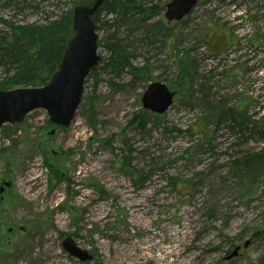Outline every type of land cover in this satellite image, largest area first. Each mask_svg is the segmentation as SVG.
Returning <instances> with one entry per match:
<instances>
[{
	"label": "rangeland",
	"instance_id": "374dc122",
	"mask_svg": "<svg viewBox=\"0 0 264 264\" xmlns=\"http://www.w3.org/2000/svg\"><path fill=\"white\" fill-rule=\"evenodd\" d=\"M16 1L0 0V18L43 23L74 5ZM168 1L146 2L163 10L138 29L159 19L171 28L170 45L162 46L160 35L139 44L120 27L122 43L133 51L130 63L147 65L148 78L105 65L114 30L107 27L97 31L100 60L84 83L83 96L98 97L94 115L82 100L71 123L52 134L42 108L0 126V264H258L264 257V164L257 176L238 164L263 147L257 134L235 135L225 123L201 132L197 122L209 108L199 92L175 93L167 111L151 118L149 132L130 124L144 110L140 100L149 83L174 90L181 51L193 59L192 87L207 81L211 105L244 98L257 119L264 106V46L253 33H264V0H198L183 20L169 23ZM209 24L238 44L224 37L215 48L205 44ZM0 30L7 28L0 23ZM236 69L232 81L221 75ZM133 167L148 175L137 187L127 174ZM188 180L194 185L185 186ZM67 237L91 259L70 255L62 245ZM236 246L237 254L224 260Z\"/></svg>",
	"mask_w": 264,
	"mask_h": 264
},
{
	"label": "trees",
	"instance_id": "16d2710c",
	"mask_svg": "<svg viewBox=\"0 0 264 264\" xmlns=\"http://www.w3.org/2000/svg\"><path fill=\"white\" fill-rule=\"evenodd\" d=\"M6 1L7 4H12V0ZM25 1L17 0L15 4H24ZM151 1L104 0L94 16L97 31H105L107 27H114V30L108 35L110 43H107L106 47L110 51V55L105 65H110L116 72H120L127 67L128 71L134 74V78H148L149 73L147 65L136 67L130 63L133 51H127L126 45L122 43V38L119 37L120 33H122L120 32V27H126L128 35L134 37L136 34L137 37L134 38L139 44L143 42L152 44L156 42L158 35L163 37L162 46L171 44L165 40L171 35V28L159 19L151 23L149 28L138 29V25L141 22H144L145 19L154 14H158L161 10L160 7L163 10V5L145 4L146 2L151 3ZM91 2L92 0H73L74 4H89ZM37 6L38 3H35L33 8H37ZM0 23L7 28L5 31L0 30V66L4 68L0 75V88L10 89L19 86L44 85L57 70L68 35L71 32V10L62 11L57 17L46 19L43 23L8 21L2 18H0ZM206 29L207 31L203 34L204 42L205 44H211L213 48L217 47L222 37L227 38L229 45L238 44L235 36L234 38L231 35L227 37L226 34L228 33L226 31L220 32L210 24L207 25ZM253 39L259 45L264 46V33L255 30ZM176 56L177 69L172 82L173 91L184 97L187 93L199 92L201 94L200 101L209 108L204 116H200L197 122V128L201 132L208 134L207 127L210 124H213L214 128L217 129L220 124L225 123L235 135L238 134V136L241 135L243 137L246 133L250 134V136L258 135L257 138L263 143V147L253 154H246L238 159L240 166H244L253 176H257L262 163L264 164V106L261 107V114L260 109H258L256 115L259 114V117L254 119L255 115H251L248 112L249 101L244 98L239 99V101L230 106H226V102L223 101H220L218 105H211L213 101L210 99L205 79L199 83L196 90L192 87L193 78L196 75L192 67L193 59L182 51ZM95 69L90 74H94ZM241 69L243 71V67ZM237 71L238 69L234 72L227 70L221 75H223L225 80L232 81L236 78ZM97 99L98 97L94 93H88L82 98L84 102L89 104L92 114L94 113L93 108ZM153 116H157V114L143 110L132 117L130 124L135 129L149 132L150 129H147V124L155 121L151 119ZM130 152H128V159L130 158ZM127 174L131 177L136 187L141 185L148 176L143 170L134 167ZM54 178L58 180L59 175H54ZM172 180L171 184L174 185L177 179L172 178ZM186 185L192 186L194 183L188 180L185 181ZM258 264H264V257L259 258Z\"/></svg>",
	"mask_w": 264,
	"mask_h": 264
},
{
	"label": "water",
	"instance_id": "95a60500",
	"mask_svg": "<svg viewBox=\"0 0 264 264\" xmlns=\"http://www.w3.org/2000/svg\"><path fill=\"white\" fill-rule=\"evenodd\" d=\"M104 0L91 3H77L71 10V33L68 35L57 70L42 86H24L0 89V126L19 124L29 112L42 108L46 110L48 121L59 127H67L74 118L82 100L85 79L99 63L98 33L94 16ZM198 0H169L165 4L166 22H177L189 15ZM175 93L159 81L147 85L141 96L145 110L162 114L172 105ZM54 132L51 129L50 134ZM9 185L8 182L5 183ZM2 190V189H1ZM248 241L244 243V246ZM64 249L80 260L91 259L87 251L81 250L67 237L62 241ZM235 247L225 259L237 254Z\"/></svg>",
	"mask_w": 264,
	"mask_h": 264
}]
</instances>
